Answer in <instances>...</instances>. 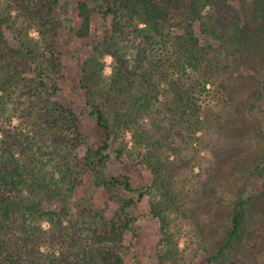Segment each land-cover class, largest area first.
<instances>
[{"label":"trees","instance_id":"trees-1","mask_svg":"<svg viewBox=\"0 0 264 264\" xmlns=\"http://www.w3.org/2000/svg\"><path fill=\"white\" fill-rule=\"evenodd\" d=\"M78 6L80 37L90 35L96 13L108 20L79 79L88 114L105 134L95 147L80 114L55 98L64 77L60 0H0V264H129L126 238L137 227L136 198L123 191L135 188L125 171L107 173L114 142L119 161L127 155L153 174L150 186L137 188L138 199L161 194L152 208L171 253L180 249L173 222L182 230L177 219L191 200L189 215L203 206L211 217L196 225V256L203 253L206 264H264V188L257 185L264 135L253 165L229 171L228 180L210 179L215 183L205 188L194 172L203 168L198 156L185 164L175 138L176 129H192L196 140L205 123L229 122L246 110L261 118L264 0H83ZM107 55L114 59L111 75L104 74ZM245 76L260 88L243 105ZM155 113L162 130L145 126ZM46 155L56 158L52 170ZM86 175L113 202L111 213L91 201L80 206L82 222L64 225ZM44 221L61 235L55 238Z\"/></svg>","mask_w":264,"mask_h":264},{"label":"rangeland","instance_id":"rangeland-1","mask_svg":"<svg viewBox=\"0 0 264 264\" xmlns=\"http://www.w3.org/2000/svg\"><path fill=\"white\" fill-rule=\"evenodd\" d=\"M80 1L83 0H60V10L64 17V25L59 32L58 40L64 64V77L59 79L60 90L55 98L72 106L80 114L81 129L87 136L89 144L95 147L97 144L103 142L105 134L103 129L96 123L95 118L88 114L89 107L85 105V92L81 88L79 79L81 77V64L83 60L88 58L92 53V41L97 36L102 35L108 24V20L104 19L102 14L96 13L93 16L90 35L88 37H80L76 31L82 23L78 6ZM198 33H200L199 29ZM203 37H205V35H202V38ZM113 61L111 65H108L106 61V67L110 66L112 68ZM254 78L255 77L252 76H245L243 78L245 81L241 86L242 99L240 100L243 105L245 103V98L253 96L260 88L258 82L255 81ZM262 108L264 109V102ZM256 112L258 111H253V109L249 111L246 110L242 112L239 117L236 116L235 118L229 119V122H215L212 126H208L205 123L201 131L198 132V137H200L196 140L192 137V129H176L178 133H176L175 138L179 145L182 146L183 153L187 154L186 157H184L185 164L187 158H189L188 156L196 155L203 165V168L197 167L194 171L198 174V178L201 177V180H204V182L201 183L203 188H205L204 186L210 183L211 180L217 183V181L224 176L228 180L229 171L234 172V170H238L237 172L240 173L245 170L248 163L249 165L254 164L253 160H251L253 156H258L257 154L259 152H263L261 145L264 132L260 130L263 131L264 127V111H261L262 120ZM160 116V114H153L152 121L148 119L147 125L145 126H149L148 128L150 130L151 127H156L157 130L161 129L162 121H160ZM191 128H193V126H191ZM127 138L129 140L132 138L131 133H128ZM169 143L171 144L172 141ZM196 143L198 145H196ZM131 145L132 143L130 146ZM118 146L119 143L114 142L109 149L114 157L110 167L107 169V173L112 174L125 171L131 176L132 184L135 188V191H123V195L127 197L135 196L136 198L135 203L131 207V212L137 217V227L135 230H129L126 238L128 247L125 251V256L129 264H206L203 253L196 256L193 249V247L196 246V242L194 241L197 239L198 232L196 225L201 222L208 223L205 221L211 220V217L208 216L206 212V207H199L194 215L191 212L189 215L188 210L190 211L194 206L189 198L190 201H187V205L184 209L188 216L187 214L185 215V212H181L180 217L177 219L178 222H182V227H180L182 230H179L178 226L173 228L175 224V222H173L172 230H175L173 236L175 240L179 241L180 249H172L171 253L167 244L163 242V238L167 233L163 232L162 223L160 219L154 215L152 208L153 203H157V201L161 199V194L154 192L147 194L141 200L138 199L139 189L137 188L150 186L153 182V174L144 164H132L127 155L124 159V163L119 161L116 156V149ZM50 155L43 157V160H45L44 163L47 168L52 170L56 163V158L54 159ZM232 162L238 164V167L236 168L235 164ZM188 166L187 170L190 172L191 165ZM186 174L187 173H185V175ZM190 178L191 176L189 179ZM244 178H241V183L246 182ZM179 180L177 184H180ZM225 182L223 183L225 184ZM228 183L232 182L229 181ZM257 185L264 188V174L258 177ZM190 186L193 185H188V188H186L187 192H189ZM223 192L219 193V195L226 196L224 198L225 203L227 192L224 190ZM74 198L78 199L79 207L72 205L70 215L68 217H63L65 219L64 225H71V220L82 222V218L79 214V209H81L80 206L85 207L91 201H94L96 206L105 208L109 214L111 213V207H113V202H110V204L106 203L108 202L107 193L102 188H96L89 175H86L82 185L76 188ZM184 198L186 199L187 196H184ZM54 207L60 208L58 204H54ZM175 215L176 213L172 214L173 217H175ZM222 220V215L220 214V222ZM43 224L45 228L52 229L51 234H53L55 238L61 235L50 221H44ZM51 240L55 239L52 237Z\"/></svg>","mask_w":264,"mask_h":264},{"label":"clouds","instance_id":"clouds-1","mask_svg":"<svg viewBox=\"0 0 264 264\" xmlns=\"http://www.w3.org/2000/svg\"><path fill=\"white\" fill-rule=\"evenodd\" d=\"M105 61H107L108 65H111L112 61H113V57H111L110 55L109 56H105ZM105 75H111L112 74V68L109 66V67H106L105 68V72H104Z\"/></svg>","mask_w":264,"mask_h":264}]
</instances>
